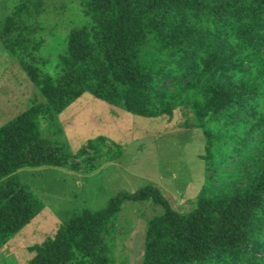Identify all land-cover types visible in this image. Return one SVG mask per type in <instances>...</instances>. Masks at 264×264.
<instances>
[{
	"label": "trees",
	"instance_id": "1",
	"mask_svg": "<svg viewBox=\"0 0 264 264\" xmlns=\"http://www.w3.org/2000/svg\"><path fill=\"white\" fill-rule=\"evenodd\" d=\"M51 3L19 0L0 23V40L44 97L0 125V249L43 206L19 170L93 171L122 154L104 135L74 153L43 134L90 92L142 116L181 107L205 135L203 187L185 212L153 185L75 211L29 247L26 264H112L128 199L164 208L148 223L142 264H264V0H78L82 20L55 57L42 53Z\"/></svg>",
	"mask_w": 264,
	"mask_h": 264
},
{
	"label": "rangeland",
	"instance_id": "2",
	"mask_svg": "<svg viewBox=\"0 0 264 264\" xmlns=\"http://www.w3.org/2000/svg\"><path fill=\"white\" fill-rule=\"evenodd\" d=\"M19 0H0V23ZM46 15L47 41L42 53L55 57L60 41L77 27L78 0H51ZM60 35V38L58 36ZM17 59L0 40V125L43 100ZM181 107L172 115L142 116L83 93L47 124L43 134L66 142L75 153L88 139L104 135L123 145L114 161L88 171L84 167H25L20 178L42 201L35 216L0 249V264H26L34 252L29 247L42 242L60 222L83 208L99 210L122 191L134 192L148 185L158 187L181 212L196 205L206 169L205 135ZM72 163V162H71ZM245 163L233 171L247 170ZM164 208L152 200H125L112 230V264H142L149 221ZM11 262V263H10Z\"/></svg>",
	"mask_w": 264,
	"mask_h": 264
}]
</instances>
